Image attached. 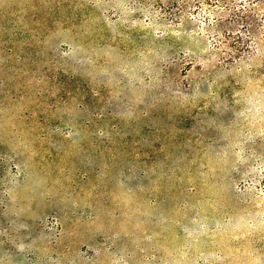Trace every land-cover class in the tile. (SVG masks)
<instances>
[{"label":"rangeland","instance_id":"1","mask_svg":"<svg viewBox=\"0 0 264 264\" xmlns=\"http://www.w3.org/2000/svg\"><path fill=\"white\" fill-rule=\"evenodd\" d=\"M0 264H264V0H0Z\"/></svg>","mask_w":264,"mask_h":264}]
</instances>
